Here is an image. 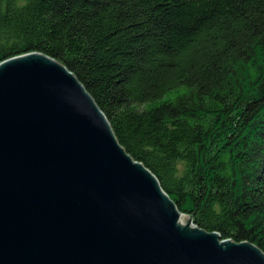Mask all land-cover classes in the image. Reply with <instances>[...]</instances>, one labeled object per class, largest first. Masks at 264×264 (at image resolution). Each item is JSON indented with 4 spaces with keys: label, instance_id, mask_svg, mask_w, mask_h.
<instances>
[{
    "label": "trees",
    "instance_id": "trees-1",
    "mask_svg": "<svg viewBox=\"0 0 264 264\" xmlns=\"http://www.w3.org/2000/svg\"><path fill=\"white\" fill-rule=\"evenodd\" d=\"M30 53L197 229L264 253V0H0V64Z\"/></svg>",
    "mask_w": 264,
    "mask_h": 264
},
{
    "label": "water",
    "instance_id": "water-1",
    "mask_svg": "<svg viewBox=\"0 0 264 264\" xmlns=\"http://www.w3.org/2000/svg\"><path fill=\"white\" fill-rule=\"evenodd\" d=\"M181 216L63 64H0V264H264Z\"/></svg>",
    "mask_w": 264,
    "mask_h": 264
},
{
    "label": "bare ground",
    "instance_id": "bare-ground-1",
    "mask_svg": "<svg viewBox=\"0 0 264 264\" xmlns=\"http://www.w3.org/2000/svg\"><path fill=\"white\" fill-rule=\"evenodd\" d=\"M180 224L181 225H186V218L184 216L180 217Z\"/></svg>",
    "mask_w": 264,
    "mask_h": 264
},
{
    "label": "rangeland",
    "instance_id": "rangeland-1",
    "mask_svg": "<svg viewBox=\"0 0 264 264\" xmlns=\"http://www.w3.org/2000/svg\"><path fill=\"white\" fill-rule=\"evenodd\" d=\"M185 218H186V225H182L183 227H187V226H190L189 225V218L188 217H186V216H184Z\"/></svg>",
    "mask_w": 264,
    "mask_h": 264
}]
</instances>
